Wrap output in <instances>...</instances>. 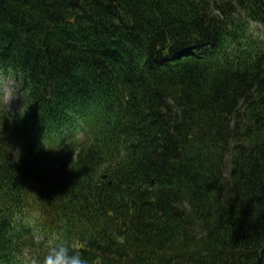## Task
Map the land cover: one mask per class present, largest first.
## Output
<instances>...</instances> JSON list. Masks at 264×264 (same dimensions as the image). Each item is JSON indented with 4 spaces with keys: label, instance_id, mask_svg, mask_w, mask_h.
I'll list each match as a JSON object with an SVG mask.
<instances>
[{
    "label": "trees",
    "instance_id": "obj_1",
    "mask_svg": "<svg viewBox=\"0 0 264 264\" xmlns=\"http://www.w3.org/2000/svg\"><path fill=\"white\" fill-rule=\"evenodd\" d=\"M3 75L0 264H264V0H0Z\"/></svg>",
    "mask_w": 264,
    "mask_h": 264
},
{
    "label": "clouds",
    "instance_id": "obj_2",
    "mask_svg": "<svg viewBox=\"0 0 264 264\" xmlns=\"http://www.w3.org/2000/svg\"><path fill=\"white\" fill-rule=\"evenodd\" d=\"M18 96L14 89H6L3 93H0V99L8 107L10 101L15 100ZM74 248L75 246L70 241L53 238L42 260L33 257L27 249L24 250L23 255L26 260L30 261V264H89L82 253L74 250Z\"/></svg>",
    "mask_w": 264,
    "mask_h": 264
},
{
    "label": "rangeland",
    "instance_id": "obj_3",
    "mask_svg": "<svg viewBox=\"0 0 264 264\" xmlns=\"http://www.w3.org/2000/svg\"><path fill=\"white\" fill-rule=\"evenodd\" d=\"M6 89H14L15 93L19 95L15 100L10 101L9 107L5 104L7 110L11 113L18 112L20 109V98L22 96V88L18 82L11 76L0 78V92L3 93ZM39 238V235L37 234Z\"/></svg>",
    "mask_w": 264,
    "mask_h": 264
}]
</instances>
